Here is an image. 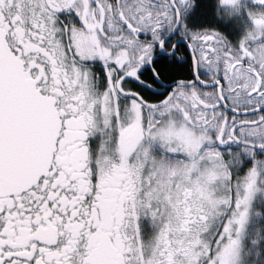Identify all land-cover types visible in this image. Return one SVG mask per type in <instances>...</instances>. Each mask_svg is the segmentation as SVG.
Segmentation results:
<instances>
[{"label": "snow or ice", "instance_id": "6c2138e0", "mask_svg": "<svg viewBox=\"0 0 264 264\" xmlns=\"http://www.w3.org/2000/svg\"><path fill=\"white\" fill-rule=\"evenodd\" d=\"M264 0H0V264H264Z\"/></svg>", "mask_w": 264, "mask_h": 264}, {"label": "flooded vegetation", "instance_id": "af4514ba", "mask_svg": "<svg viewBox=\"0 0 264 264\" xmlns=\"http://www.w3.org/2000/svg\"><path fill=\"white\" fill-rule=\"evenodd\" d=\"M262 210H264V209H262Z\"/></svg>", "mask_w": 264, "mask_h": 264}]
</instances>
